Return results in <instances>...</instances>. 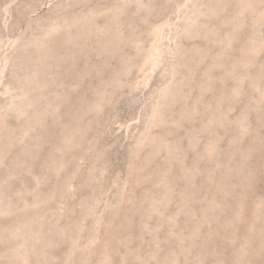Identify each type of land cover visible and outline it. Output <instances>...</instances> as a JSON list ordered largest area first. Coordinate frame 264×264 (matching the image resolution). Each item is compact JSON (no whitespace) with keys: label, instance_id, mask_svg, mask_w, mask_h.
<instances>
[{"label":"rangeland","instance_id":"1","mask_svg":"<svg viewBox=\"0 0 264 264\" xmlns=\"http://www.w3.org/2000/svg\"><path fill=\"white\" fill-rule=\"evenodd\" d=\"M0 264H264V0H0Z\"/></svg>","mask_w":264,"mask_h":264},{"label":"bare ground","instance_id":"2","mask_svg":"<svg viewBox=\"0 0 264 264\" xmlns=\"http://www.w3.org/2000/svg\"><path fill=\"white\" fill-rule=\"evenodd\" d=\"M25 8H26V7H25ZM91 9H92V8H91ZM59 10H60V9H59ZM88 12H90V11H88ZM19 13H20V12H19ZM93 14H94V13H93ZM90 15H91V14H90ZM87 16H88V14H87ZM87 16H86V17H87ZM60 18H61V17H60ZM81 19H82V18H81ZM68 20H69V19H68ZM12 21H13V20H12ZM60 21H61V20H60ZM60 21H59V22H60ZM68 22H69V21H68ZM57 24H58V23H57ZM43 26H44V25H43ZM61 27H62V26H61ZM12 29H13V28H12ZM38 29H39V28H38ZM53 31H55V30H53ZM50 32H51V29H50ZM54 33H55V32H54ZM34 36H35V35H34ZM17 57H18V56H17ZM26 100H27V99H26Z\"/></svg>","mask_w":264,"mask_h":264}]
</instances>
